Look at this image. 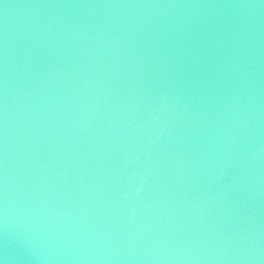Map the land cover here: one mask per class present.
Masks as SVG:
<instances>
[{
  "label": "water",
  "instance_id": "obj_1",
  "mask_svg": "<svg viewBox=\"0 0 264 264\" xmlns=\"http://www.w3.org/2000/svg\"><path fill=\"white\" fill-rule=\"evenodd\" d=\"M0 264H264V0H0Z\"/></svg>",
  "mask_w": 264,
  "mask_h": 264
}]
</instances>
